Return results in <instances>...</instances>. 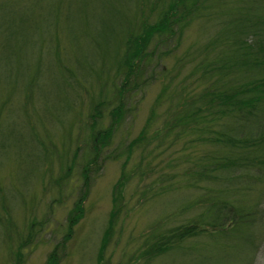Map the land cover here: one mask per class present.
I'll return each mask as SVG.
<instances>
[{
    "label": "trees",
    "instance_id": "1",
    "mask_svg": "<svg viewBox=\"0 0 264 264\" xmlns=\"http://www.w3.org/2000/svg\"><path fill=\"white\" fill-rule=\"evenodd\" d=\"M40 1L0 0V48L7 56L13 58L23 48L20 40L35 33L27 28ZM121 1L119 10L108 8L106 21L111 22L102 26L104 30L94 27L88 29L93 34L81 33L88 48L96 47L90 58L43 32L38 37L40 57L26 72L15 68L11 95L0 106L1 113L17 92L15 86H25L19 102L29 108V116L36 114L33 101L45 54L61 94L64 90L71 95L68 109L73 118L61 124L58 137L44 129L42 140L34 134L35 127L31 130L43 157V182L44 166L69 159L63 180L46 181L56 196L48 205L69 196L62 186L75 166L81 178L62 240L53 245L44 264L61 262L73 227L83 219L91 174L111 158L121 161L120 177L110 192L111 209L94 264H109L106 245L116 230L121 232V222L131 217L135 206L141 210L164 195L165 214L137 234L131 243L135 248L118 264H167L196 254L198 248L203 256L194 264H229L216 261L207 250L220 245L242 253L236 264H255L264 244V0ZM49 2L46 10L56 11L71 1ZM190 34L193 40L185 45ZM150 86L159 91L138 134L120 138L121 155L109 153L119 126L138 109L137 100ZM74 128L76 138L79 132L85 138L71 148V159L61 153V145L71 144ZM134 179L142 191L133 190L137 197L131 203L125 192ZM0 180L6 183L1 171ZM11 224L6 216L0 218V228L7 233V261L23 264L22 249L35 241V228L29 224L25 236L14 240L8 236Z\"/></svg>",
    "mask_w": 264,
    "mask_h": 264
},
{
    "label": "rangeland",
    "instance_id": "2",
    "mask_svg": "<svg viewBox=\"0 0 264 264\" xmlns=\"http://www.w3.org/2000/svg\"><path fill=\"white\" fill-rule=\"evenodd\" d=\"M31 1L27 0L30 4ZM70 1L68 5L62 4L58 10L51 11L46 10V7L48 8L50 5L49 0H41L37 11L34 10L31 14L29 22L31 26L27 28L29 31L33 28L35 33H33V36L23 37L20 40V43L24 44L23 48L18 50L13 58L7 56L0 48V106L4 104L13 87L11 84L14 80L15 68L18 72L24 71L27 67L33 68L34 62L40 57L38 48L41 44L38 37L42 36L43 32L51 33V36L48 37L56 36L61 38L62 42L66 43L67 41L72 50L76 47L75 49L79 50L76 51L78 54L86 53L85 57L90 58L96 47L88 48L86 41L80 39L81 33L87 31L89 34H93L88 29L94 27L100 29L106 23L109 24L111 19L106 21L111 12L108 8L114 11V9L120 7L122 2L121 0ZM85 23L87 24L84 25ZM115 23L116 21L112 22V26ZM103 27L101 30H104ZM191 34H193V31H191ZM191 34V38L186 40L185 45L193 40L194 35ZM2 38L3 35L0 34V43H2ZM72 50L70 49L71 52ZM44 56L41 63L43 67L40 68V77L37 80L36 99L33 101L34 106L37 107L36 114L29 116V108H22L23 106L19 102L22 97L21 92L25 89V86H15L17 92L11 96L12 99L6 103L0 113V171L4 174L6 180V183L0 184V218L6 216V219H9L12 223L8 230L10 232L8 236L14 238V240H19L22 235L25 236V233L28 232V225L35 222L32 224L35 228L33 229L35 232L33 233V239L35 241L22 249L23 264H44L47 255L52 252L53 245L62 240L61 237L66 230L67 214L72 210V201L76 200L74 190L79 187V180H81L78 175L79 168L75 166L68 176L69 182L67 185L62 186L69 196H61L62 200L58 204L52 201L51 205H48L54 195H52V188L46 181H49V178H51V183L63 180L62 174L65 172L69 159L62 161L59 159V161L54 162V166H44L43 175H46V180L44 179L43 182L40 178L43 157L39 147L32 141L31 130L35 127L34 134L41 137L42 140L44 139V129H47L51 136L58 137L61 124L68 123L73 115L69 112L71 109H68L71 95L66 94L64 90L61 94L57 75L51 69L52 64H50L49 55L45 54ZM78 56L81 58L80 55ZM158 91V86L153 88L150 86L147 94L142 99L137 100L135 106H138V109L133 111L134 113L132 112V115L124 121L125 123L119 126L120 134L116 133L117 135L113 137L109 147H107L109 153L114 152L116 153L115 156L117 154L121 155L122 149L118 143L120 138L130 139V137L138 134L140 127L145 122L144 119L148 114L147 110L150 103L154 101V96ZM136 99L137 97L135 101ZM76 134L77 128H74V132L71 134L73 137H71L73 140L71 144L67 142L68 145H61L63 148L61 153H65V157L69 155L72 159L73 156L69 153L71 148L79 146L85 138L82 132H79L78 138H76ZM82 152L83 149L81 148L79 153ZM120 162L113 158L103 161L102 168L95 174H91V188L87 200L83 202L85 209L83 219L73 227L71 240L66 242L64 256L59 264H94L95 253L99 248L98 242L105 228L108 211L111 209L110 192L113 183L120 177ZM74 163L77 164L78 160H75ZM61 170L62 172H60ZM135 182H137L136 179L133 180L125 192L127 199L132 197L130 199L131 203L137 197L132 194L133 190L137 194L142 191V186H137ZM4 193H6L5 197ZM30 195L31 201L29 199ZM164 196L152 203H146V207H143L144 210H140L138 208L140 206H135L129 214L131 217L124 218L120 224L121 232L116 230L114 237L106 245L104 251L109 264H118L119 261L125 259L126 254L135 248L131 245L135 237L143 233L146 227L151 225V222L158 216L165 214L164 211L167 206L165 202L168 197ZM30 202H32L31 207H27L25 211V206ZM48 209H52L51 212ZM37 225L43 229L38 231L36 229ZM6 235L7 233L0 228V264H12L7 261L9 259L7 255L10 253L4 242L7 240ZM8 244L10 243L8 242ZM207 250L212 257L216 258V261L221 258L229 264H236L240 254H242L232 247L223 248L222 245L213 249L209 247ZM195 253L190 252L189 259L178 257L167 264L199 263L200 257L203 256L201 248H198ZM254 260L255 264H264V244L260 246V252Z\"/></svg>",
    "mask_w": 264,
    "mask_h": 264
}]
</instances>
